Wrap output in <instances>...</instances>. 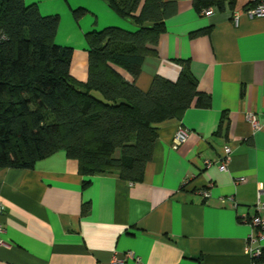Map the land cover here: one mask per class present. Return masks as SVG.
Segmentation results:
<instances>
[{
  "label": "crops",
  "instance_id": "1",
  "mask_svg": "<svg viewBox=\"0 0 264 264\" xmlns=\"http://www.w3.org/2000/svg\"><path fill=\"white\" fill-rule=\"evenodd\" d=\"M24 1L37 4L43 15H59L56 43L73 48L71 74L81 82L89 74L86 33L109 26L137 29L105 0ZM171 1L177 12L166 21L158 54L145 59L137 86L148 91L156 75L177 80L182 70L177 60H188L212 106L192 105L181 119L157 125L142 182L105 172L84 186L78 161L65 151L33 168H0V201L6 207L0 264H112L127 251L144 264H253L245 252L252 227L242 218L264 216L257 210L259 185L264 202V16H249L248 0L207 12H199L195 0ZM79 8L86 12L77 18ZM196 31L203 32L192 36ZM249 113L257 116L259 129L251 126ZM181 125L190 134L175 149ZM227 145L231 162L222 170ZM207 160L215 163L208 167ZM85 203H90L86 214Z\"/></svg>",
  "mask_w": 264,
  "mask_h": 264
},
{
  "label": "trees",
  "instance_id": "2",
  "mask_svg": "<svg viewBox=\"0 0 264 264\" xmlns=\"http://www.w3.org/2000/svg\"><path fill=\"white\" fill-rule=\"evenodd\" d=\"M105 1L137 29L109 26L86 33L89 74L81 82L71 74L73 48L56 43L59 15H43L37 4L24 0H0V168H33L65 151L78 161L84 186L105 172L142 182L157 125L181 119L192 105L212 106L188 60H177L182 65L177 80L156 75L148 91L137 86L145 59L158 54L166 21L177 12L175 1ZM227 1L230 7L236 3L195 0V7L224 10ZM85 12L74 10L77 18ZM89 208L85 203L83 213Z\"/></svg>",
  "mask_w": 264,
  "mask_h": 264
},
{
  "label": "built area",
  "instance_id": "3",
  "mask_svg": "<svg viewBox=\"0 0 264 264\" xmlns=\"http://www.w3.org/2000/svg\"><path fill=\"white\" fill-rule=\"evenodd\" d=\"M249 6L246 13L251 17H260L264 16V0H248ZM210 9V8H208ZM208 9L204 11L207 12ZM238 15H236L237 17ZM248 121L251 123L253 129H259L261 127L257 116L254 113H249L247 115ZM189 130L183 127L182 125L178 127L176 131L172 146L173 148H179L185 141H187L189 137ZM231 152L232 148L227 145L225 146V154L219 161V167L222 170H226L228 165L231 162ZM215 162L212 160H207L206 165L209 167ZM247 178L240 177L239 182H246ZM263 190L262 185L258 187V202H257V210L261 211L264 210V202L260 201V194ZM203 193L205 196L210 194L209 190H204ZM5 205L0 201V245L4 243L1 235L4 232L3 222L1 220L4 212H5ZM242 220L252 227V231L246 239L245 244V252L252 260L253 264H264V216L257 214L253 217L244 216ZM132 260L133 264H144L142 258L138 256L134 251H127L124 253L122 258L115 257L112 261V264H119L125 261Z\"/></svg>",
  "mask_w": 264,
  "mask_h": 264
}]
</instances>
